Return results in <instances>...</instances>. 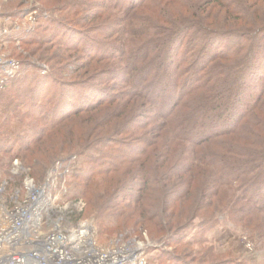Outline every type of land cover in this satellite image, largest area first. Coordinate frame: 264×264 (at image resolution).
Instances as JSON below:
<instances>
[{"label":"rangeland","instance_id":"rangeland-1","mask_svg":"<svg viewBox=\"0 0 264 264\" xmlns=\"http://www.w3.org/2000/svg\"><path fill=\"white\" fill-rule=\"evenodd\" d=\"M167 1L143 0L141 3L147 9L142 12L140 9L138 13H141V17L148 18L151 10L168 11L164 21L160 20L157 11L154 14L157 28H151V33L155 31L158 37L164 28H168L165 19L171 21L170 18L178 14L176 16L183 22L181 27L190 28L191 33L183 32L182 29L174 31L184 42L179 45V52L174 51L177 52L176 63L189 56L191 60L189 63L185 62L184 70L192 67L190 72L198 74L199 65L205 64L203 56L206 53L208 56L210 53L212 55L222 44L232 42V39L224 40L225 35L239 32L226 28L224 14L216 7L211 9V16L219 21L217 25L213 23L218 29L213 28L211 33L218 34L215 37L208 35L201 23H186L189 19L206 16L199 9L203 1L195 0L191 4L193 6L189 7H186L188 0H180V3ZM113 2L0 0V55L19 63L16 75L0 90V123L4 116H9L4 122L9 125V130L5 132L6 138L0 141V145L4 147L11 144L17 134H22L21 127L36 128L31 117L21 115L22 111L17 110V104L11 103L13 101L8 106L1 95L4 93L9 97V92L15 90L16 87L12 85L15 78L23 80V84L32 80L35 85L31 89L40 86L39 93L21 96V99L27 100L24 106L28 107L29 102H33L35 105L32 110L37 113L42 109L40 104L45 105L51 113H54V109L58 110L54 119L34 135V144L24 143L14 149L0 151V203L5 201L11 207V198L16 195V190L22 196L25 195V180L33 178L29 176L30 172L39 180L43 178V183L57 161L76 156L73 170L56 182L67 187V191L59 196L57 210L67 215L81 212L84 219L93 220L98 228L101 245H113L116 240L139 242L140 248L146 253L148 264H264V222L257 225V222L254 224V219L235 215L237 204L230 195L219 197L213 194L215 190L208 196L204 193L201 197L200 188L209 178L208 173L186 171L189 161H181L179 148H171L167 154L169 158L164 163L160 156L159 164H163L159 168L160 172L154 173L148 167L149 171L146 172L155 178L152 180L155 189L145 193L144 198L138 191V184L145 185V180L137 170L140 166L144 168L143 163L151 166L154 162L148 153L143 156L137 153L139 140L147 138L155 145L156 140L159 143L162 137L156 138V134H149L153 116V112L149 111L150 106L143 103L134 109L133 99L125 95L126 86L121 83L122 71L118 69V66L123 68L124 64L117 56L123 46L125 51L137 52H143V47L132 33L118 31L119 23L125 18L113 6ZM207 24L209 25L208 22ZM72 34L76 37L72 43L76 49H70L61 40V36ZM117 34L119 37L125 35V43L113 41ZM83 38H88L91 43L86 46ZM164 41L166 39L163 44ZM203 44H208L205 51L200 50ZM232 44L234 56H237L238 45L236 42ZM104 49L109 52L103 53ZM86 50L92 52V55L88 56ZM127 61L124 60L125 63ZM104 64L108 67H104ZM51 72L54 73L52 80L44 82L41 75ZM155 72L156 68L153 70ZM253 77L249 80L250 85L256 82V76ZM45 84L53 88L51 94L45 88L41 90V86ZM56 97L63 103L56 105L59 102L58 99L55 100ZM123 102L126 104L124 109ZM23 123L28 126L24 127ZM154 124V131L164 129L162 132H167L164 122ZM118 146L119 152L127 154L125 156L130 159L115 164L120 157L113 151ZM158 147L162 148L163 144L156 146ZM95 159L106 163L105 171L88 181L75 177L84 168L89 169ZM169 160L170 163H181L185 166V171L177 172L174 167L167 169ZM109 165L112 166L110 171ZM130 171L135 176L131 185L124 184L117 189V179L129 176ZM160 177L166 180L167 185L180 190L168 193L171 202L167 206L163 202V191L158 189ZM188 179L190 184L181 183ZM213 187L207 186L211 189ZM115 189L118 191L112 195V190ZM184 189L186 192L182 191ZM141 202L151 208L145 219L146 227L138 225L143 219L139 207ZM201 204H204L203 209L200 208ZM104 210L107 212L101 218V211ZM170 211H174V214L170 215ZM162 215H170L171 227L179 225L182 226L181 230L178 228L169 237V225H165L161 219L158 221V216ZM262 218L263 216L260 220ZM199 230L203 232L197 234Z\"/></svg>","mask_w":264,"mask_h":264},{"label":"trees","instance_id":"trees-1","mask_svg":"<svg viewBox=\"0 0 264 264\" xmlns=\"http://www.w3.org/2000/svg\"><path fill=\"white\" fill-rule=\"evenodd\" d=\"M110 1H114L113 6L121 11L125 18L119 23L118 31L123 30V33L126 34L132 33L143 47V52H137L136 50L125 51V46H123L117 56L124 64L123 68L118 66V69L122 71L121 83L126 86L125 95H129L133 99L134 109L143 103L150 106L149 111L153 112V116L150 120L149 134L150 136L156 134V138L162 137L159 143L156 140L155 145H152L147 138L139 140L137 153L140 156L148 153L154 162L151 166L143 163L144 168L140 166L137 170L140 177L145 180V185L138 184V191L141 195L143 194L144 198L145 193L155 189L153 187L155 184L152 183L155 178L153 179V176H150L146 171H149V167L154 173L160 172L159 168L163 165L159 164L160 156L164 163L169 158L167 154L171 148L176 147L181 150V161H189L186 171L193 170L198 174L208 173L209 178L207 176L208 179L200 188L201 197L204 193L205 196H208L215 190L213 194L219 197L230 195L234 197V203L237 204L235 215L254 219V224L256 222L257 225L262 224L264 222V0H201L203 2L199 7L200 13L206 16L189 19L186 23H201L205 33L215 37L218 33L212 34L211 32L213 28L218 29V27H214L213 23L217 25L219 21L216 20V17L211 16L213 15L211 9L218 7L224 14L223 21L226 28L239 33L230 32L231 35H225L224 39H232V42H236L238 45L237 56H234V49H232L234 45L231 41H228L227 45H218L217 49L219 50L215 49L212 55L210 53L208 56L206 53L203 56L205 64L199 65L198 74L190 72L192 67L184 70L185 62L189 63L191 60L189 56L176 63L177 54L175 53L179 52L181 49L179 45L184 42L178 38L177 32L174 31L182 29L183 32L191 33L190 28L181 27L183 22L177 17L178 14H175L174 18H170L171 21H168V18L165 19L168 28H164L161 36L158 37L155 31L151 33V28H157L154 14L157 11L160 20L164 21L168 11L150 9V16L144 17L147 18L144 19L140 16L141 13H138L140 9L141 12L147 9L146 5L141 3L143 0ZM167 2L180 3V0H168ZM187 2L186 7H189L193 6L191 4L195 0ZM124 36L119 37L117 34L113 41L115 40V43L117 40L124 42ZM61 38L70 49H76V46L72 44L76 38L73 34L61 36ZM164 39L166 41L163 44ZM83 42L87 46L91 40L83 38ZM207 49L208 44H203L200 50ZM86 51L88 56L92 55V52ZM107 51L109 52L104 49L103 53ZM84 54L87 55L85 52ZM125 59L128 60L126 63ZM232 64L233 66H231ZM104 67H108L107 64H104ZM243 67H247L246 70H243ZM155 68L156 72L153 73ZM185 73L189 74L185 75ZM253 76H256V82L250 85L249 80L255 78ZM53 77V72L41 75L44 82L51 81ZM15 79L12 85L16 88L11 93L9 92V97L4 93L1 95L8 106L13 101L11 103L17 104L16 107L19 108L17 110L22 111L21 115L31 117L36 128L31 129L29 126L27 129H23L21 127L22 134H17L9 145L4 147L0 145V151L14 149L15 146H21L24 143L34 144L33 142L36 140L34 135L41 132L47 125L46 123L54 119L56 111L58 112L57 109H54V113H51L43 104H40L42 108L40 112H34L32 110L35 105L33 102H29L28 107L24 106L27 100L21 99V96L39 93L40 86L31 89L35 85L32 80L28 84H23V80ZM43 88L49 90L50 94L53 91V88L46 84L41 86V90ZM135 95L136 97H134ZM56 99L59 100L56 105L63 103L59 98L56 97ZM70 106L74 105L70 104ZM125 106L126 104L123 102V109ZM62 107L61 105V109ZM8 117L4 116V120L0 123L2 131L0 141L6 138L5 132L9 130V125L4 123ZM36 119L37 121H35ZM154 122L158 124L164 122L167 132H162L164 129L154 131ZM23 126H28V124L23 123ZM160 144H163V147L156 148ZM119 151V146L114 148V154H118L120 157L115 164L130 159L125 156L127 154L122 155ZM105 164L103 160L95 159L89 169L84 168L75 177L83 181L92 180L101 171L106 170ZM171 167L177 169V172L185 171V166L181 163L174 164L169 160L167 169ZM111 168L112 166L109 165L108 171ZM128 173L129 176H121L120 179H117V189L124 184L125 186L126 184L131 185L135 176H132L134 173L131 171ZM29 174L36 183L43 181V178L39 180L35 174L31 172ZM159 180L158 189L164 193V199L161 197V200L163 199L164 205L167 206L171 202L168 193L180 190L167 185L166 180L164 181L161 177ZM181 183L188 185L191 182L188 179ZM208 185L214 186L213 189L207 188ZM117 191L116 189L112 190V195H115ZM182 191L186 192V189ZM202 205L204 207V204H201L200 208ZM139 207H141L140 212H142L143 219L138 225L146 227L145 219L151 208L142 202ZM106 210L101 211V218L103 213L107 212ZM173 214L174 211H170V215ZM170 215L158 216V221L161 219L165 225H169V237L175 234L178 228L181 230L182 227L179 225L171 227ZM261 216L263 218L260 220ZM70 217L73 223L85 218L81 212L70 214ZM202 232L203 230H199L197 234Z\"/></svg>","mask_w":264,"mask_h":264},{"label":"built area","instance_id":"built-area-1","mask_svg":"<svg viewBox=\"0 0 264 264\" xmlns=\"http://www.w3.org/2000/svg\"><path fill=\"white\" fill-rule=\"evenodd\" d=\"M18 70V61L0 55V90ZM76 159L57 161L43 183L26 178L25 195L16 190L11 207L0 203V264H148L141 243L101 245L93 220L73 223L57 210L60 194L67 191L57 181L73 170Z\"/></svg>","mask_w":264,"mask_h":264}]
</instances>
